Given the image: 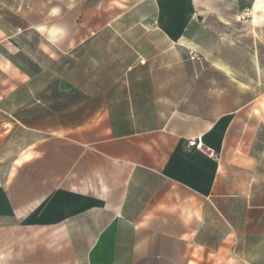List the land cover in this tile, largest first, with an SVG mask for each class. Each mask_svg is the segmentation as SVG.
<instances>
[{"label": "crops", "instance_id": "crops-1", "mask_svg": "<svg viewBox=\"0 0 264 264\" xmlns=\"http://www.w3.org/2000/svg\"><path fill=\"white\" fill-rule=\"evenodd\" d=\"M210 12L264 4L0 0V264H264V35Z\"/></svg>", "mask_w": 264, "mask_h": 264}, {"label": "rangeland", "instance_id": "rangeland-1", "mask_svg": "<svg viewBox=\"0 0 264 264\" xmlns=\"http://www.w3.org/2000/svg\"><path fill=\"white\" fill-rule=\"evenodd\" d=\"M264 4V0H263ZM207 31L214 39H217L220 51H225L232 55L235 67H240L243 62L244 53L248 52L247 42L252 39L263 38L264 35V12L259 13V17L241 16L235 13L215 14L211 12L203 14ZM255 21V22H252ZM257 20L259 22L257 23ZM91 39H121L120 36L108 33L102 37H92ZM258 46V44H257ZM260 50L264 51L263 48ZM81 56V51L73 53V60H68V65L72 62L75 65L77 58Z\"/></svg>", "mask_w": 264, "mask_h": 264}, {"label": "built area", "instance_id": "built-area-1", "mask_svg": "<svg viewBox=\"0 0 264 264\" xmlns=\"http://www.w3.org/2000/svg\"><path fill=\"white\" fill-rule=\"evenodd\" d=\"M191 56H192V59L199 60V57L196 54L193 53ZM140 63H143V61H140ZM186 147L189 151H197L211 159L218 158L217 153L213 149L203 144L201 137L188 140L186 142Z\"/></svg>", "mask_w": 264, "mask_h": 264}]
</instances>
